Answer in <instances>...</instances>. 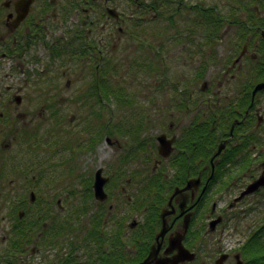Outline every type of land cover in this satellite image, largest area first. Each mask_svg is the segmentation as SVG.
<instances>
[{"label": "flooded vegetation", "instance_id": "1", "mask_svg": "<svg viewBox=\"0 0 264 264\" xmlns=\"http://www.w3.org/2000/svg\"><path fill=\"white\" fill-rule=\"evenodd\" d=\"M114 1L0 0V86L3 85L1 78H11L4 90L0 88L1 178L4 177L2 171L7 170L1 156L4 151L18 146L19 140L14 134L25 127L28 118V111L22 107L31 100L30 77L40 78L45 73L76 77L75 73L82 70L90 78L89 90L101 91V101L94 102L104 108L108 78L123 65L120 57L112 59L110 54L116 51L125 36L136 40L142 35L144 28L140 25H144L148 18L146 12L158 5L152 4L148 10L147 1L132 0V7L142 17L132 18V31H127L119 0L115 1L116 4ZM261 1L255 12L249 7L251 4L244 6L247 19L244 24L235 20L224 23L204 21L205 14L215 12L205 13L207 8L201 0H169V6L161 5L167 12L165 14H169L166 17V38L153 39L165 43L180 41V51L184 54L181 66L185 75L182 85H170L177 88L166 93L165 101L136 102L139 118L127 129H123L125 126L118 128V140L128 139L120 162L124 170L119 178L124 180L125 171L132 175L126 178L125 185L121 182L120 188L118 186L123 197L116 200L120 201L117 205L110 204L108 212L111 216L117 211V216L111 220L112 230H117V243L128 252L127 264H139L145 260L152 246L158 248L157 258L163 264H246L242 248L252 236L259 240L260 246L256 250L264 258V213L261 223L250 227L254 229L245 241L233 243L224 235L229 217L238 211L244 212L240 206L248 199L264 195L262 185L255 192L241 197L251 183L264 178V89L254 94L256 85L264 81L257 80L253 85L251 63L264 50L258 44L256 50L249 49V41H264V0ZM26 7L29 10L20 19ZM110 9H114L113 14ZM161 13L155 14L153 19ZM191 13L193 17L189 19ZM217 14L221 15L220 12ZM75 15L76 22L72 23ZM174 15L184 16L182 38L171 35L172 30L177 33L176 23L172 21ZM109 19L114 21L108 22ZM233 26L238 27L239 35H248L246 46L236 55L234 38L230 40L228 36L223 56L217 57L213 48L207 49L216 71L205 74L208 63L204 60L205 46L211 47L222 41L231 28L235 29ZM260 36L263 39H259ZM112 39L117 41L114 50L109 46ZM150 59L154 64L148 66L149 69L161 63L165 71H171L167 67L168 61L156 52L149 54ZM256 71L264 78V63ZM17 73L23 76L21 85L12 79ZM71 81L67 82V88ZM124 88L120 89L123 95ZM54 92L62 96L61 87L55 86ZM130 104L125 100L120 105L134 109L128 107ZM12 119L13 130L8 125ZM104 128L108 134L109 130L106 126ZM22 136L35 141L39 139L37 134L26 136L23 133ZM33 143L28 141L27 147ZM18 156L20 160L16 166L25 173L29 165L21 162L24 156L20 152ZM14 162L11 161L13 170ZM94 178L95 174L90 176L92 187ZM108 178L106 186L112 183V178ZM28 205L26 200L9 201L5 207L4 213L11 214L12 219L4 214L6 228L0 227V230L4 231L1 242L8 248L13 245L20 225L28 230V225L17 221L26 211L29 213ZM162 228H166V232L158 238ZM148 234L151 238L148 247H138V238ZM23 244L21 251L24 253L28 249L27 241L24 240ZM252 260L249 253L247 264L260 263Z\"/></svg>", "mask_w": 264, "mask_h": 264}, {"label": "rangeland", "instance_id": "2", "mask_svg": "<svg viewBox=\"0 0 264 264\" xmlns=\"http://www.w3.org/2000/svg\"><path fill=\"white\" fill-rule=\"evenodd\" d=\"M139 1L150 2L151 0ZM201 1L205 8H217L227 21L234 22L232 20L236 21L237 19L243 24L244 21L247 22L244 6L248 3L251 4L249 7L255 12V8L260 7L262 4L261 0ZM118 6L125 17L124 25L127 31H132V26H130L133 24L132 18L134 20L141 18L142 14L134 6L132 7V0H119ZM161 11L163 13L159 14L158 18L154 20L153 16ZM165 13L167 12H165L164 6L161 7L160 5L146 12L145 16H148V18L145 20L144 25H140L144 28L142 35H138L136 40L125 36L124 40L120 42L121 44L119 43L117 46L116 51L110 54L112 59L120 57L122 60L123 65L118 68L117 73L110 76V82L115 84L119 90L125 87V95L121 94L120 96L125 97V99L117 101L114 97H111L105 103L103 109L96 103L90 106L87 100L90 78L82 70L75 73L76 77H60L57 74L45 73L40 78H29V86L33 87L29 89L31 100L25 102L22 107L24 111H28V118L25 127H21L14 134L16 138L18 137L19 144L9 151H4L1 156L4 165H7V170L4 168L5 171H2L4 177H0V227L6 228V222L3 220L4 214L9 215L11 218V214L4 213L8 202L26 200L29 204V213L26 211L23 217L20 218L26 226L33 221L35 215H42L43 217L48 212L55 213L57 220L68 218L71 222L73 228L71 239L73 241L70 239L69 245H64L61 248V255L65 253L66 256L73 253L74 260L66 261L65 264H74L75 261L78 262L77 264H97L94 262V258L98 260V253L100 252L98 250L96 252L95 243L91 242L92 250H90L85 247L82 237H86L85 230L90 226L91 216L103 210H105L104 214L109 219V224L106 223V229L108 231L114 229L111 220L117 216V211L115 210L113 215L110 216L107 212L108 206L110 204L117 205L120 202L116 200L123 197L119 194L121 182H124L125 185L126 178L132 175L127 174V171H125L124 180L119 178V175L123 173L122 170H124L120 162L126 152L128 139L118 140V128L125 126L123 129H127L126 127L132 126L135 119L139 118V110L135 106L136 102H148L153 99L165 101L166 93L177 88L176 86L171 88L170 85H182V79L185 75V70L181 66L184 54L180 51V41H167L166 43L163 41L166 38L165 28L168 22L166 17L169 15ZM212 15L216 16L215 14ZM253 16L255 18L256 13ZM76 17V15L75 17L72 16V23L76 22ZM192 17L193 13H191L189 19ZM110 21L114 20L109 19L108 22ZM172 21L176 23L174 28L177 31V33L171 31L172 37L178 35L179 38H182L180 37L181 24H183L184 16L176 17L174 15ZM185 21L189 22L190 20ZM234 28V30L233 28L230 29L229 35L222 38V41H217L211 47L209 45L205 46L204 60L208 62L206 63L205 74L208 71H212V74L216 71V69L215 71L213 69L214 62L210 58L211 53L207 52V49L213 48L217 57L223 56L228 36L230 40L234 38L235 48L237 49L236 55L239 54L243 46H246L248 35L246 34L244 41L240 42L238 37L243 34L239 35L238 27ZM235 32H237L236 35ZM250 33L253 34L254 31ZM153 38H163V40H154ZM259 39H263L262 36ZM116 42L114 39L110 40V49L114 50L113 46ZM257 44L259 47L264 48V41L263 43L249 41L250 51L256 50ZM152 52H156L158 56L167 60V67L171 71H165V67L161 63L157 64V70L155 67L149 69L148 66L154 64L153 59L149 60V54ZM226 52H228V48ZM213 77L214 75L211 76V79ZM1 79L3 85L0 88L4 90L6 84L11 82V78ZM12 79L17 85H21L23 76L17 73ZM69 79H72L71 86L67 88L66 84ZM55 86L62 88L61 97L60 94L54 92ZM155 89H158V91ZM236 95L235 93L234 96L236 97ZM125 100H129L131 104L134 103V105L130 104L128 107L135 108L127 109V105L122 107L120 104L124 103ZM95 112L100 113V116L96 115ZM32 119L33 121H31ZM13 122L14 119L8 123L11 130L15 126ZM21 125L22 123H20ZM105 126L107 129L109 126L110 132L108 131V134L105 133L107 131L104 128ZM89 128H91V131ZM23 133L26 136L37 134L39 139L36 141L27 139V137L22 136ZM97 133L100 135L97 136ZM28 141L34 142L32 146L27 147ZM18 152L24 156V160H21V162H27L29 165L25 173H22L21 168L16 166L20 160ZM11 161H15L14 170L11 168ZM98 168L104 169V175L112 178V183L105 188L109 194V199L103 203L97 201L94 195L92 199H88L90 197L89 189H92L89 182L90 176H94ZM32 191L37 196L34 203L29 200V194ZM251 201L253 202L248 205ZM262 201H264V195L254 196L240 206L244 209V212L239 213L238 211L234 216L229 217L224 231L226 240L233 243L245 241L250 231L254 229L250 227L254 225L257 227L262 221L264 213ZM49 207H51V210L47 209ZM15 217L18 218L17 213ZM3 234L4 231L0 230V264H7L1 258V252L7 248L1 242ZM44 238L43 233L41 236L38 235L37 243L30 245L24 251L22 264H49V261L54 262L53 264L57 263L60 248L47 247L43 242ZM71 241L75 243L72 250L70 248ZM92 255L94 258H92Z\"/></svg>", "mask_w": 264, "mask_h": 264}, {"label": "trees", "instance_id": "3", "mask_svg": "<svg viewBox=\"0 0 264 264\" xmlns=\"http://www.w3.org/2000/svg\"><path fill=\"white\" fill-rule=\"evenodd\" d=\"M152 4H156V5L158 4L160 6L165 5L166 7H167V5L168 6L170 5L169 0H151L150 2H147V4H145V6L149 10V8L152 6ZM205 11H206L205 13L215 12L216 16L214 17L213 15L205 14L206 16L204 18V21H208V22H215L216 21V22H220V23H224L225 21H227L225 19V17L217 14V12H219L217 10V8L216 9L215 8H207ZM236 21H238V20L236 19ZM245 35L246 34L239 36L238 41H240V42L244 41ZM261 42L263 43L262 40H261ZM262 49L264 50V48H262ZM259 53H260V55H259L258 59L255 61H251V63H253L252 64L253 85H254L256 79L264 81V78H261L260 75L257 73L258 71H256L258 68L261 69L262 65L264 63V51L259 52ZM110 79H111V77L109 76L108 82H107L108 83L107 101H109V99H111V97H114L117 101L122 100L120 98V96H121L120 90L118 89V87L115 84L110 82ZM100 95H101L100 90H95V91L89 90L88 94H87L88 104L90 106H93V104L95 103L94 100L100 102L101 101ZM103 107H105V105H103ZM95 114L100 116V113L98 114L97 112H95ZM108 130L110 132L109 126H108ZM90 192H91L90 197L93 198V191L91 188H90ZM50 208L51 207H49L47 209L51 210ZM104 212H105V210H103L99 213L96 212L95 214H93L91 216L90 226L85 230L86 231V233H85L86 237H82L84 245L86 248H89L90 250H92L91 242L95 243V245H96L95 250H96V252L99 251L100 253H98V256H99L98 260H96V258H94L93 255H92V258L95 259L94 262L97 264H127L126 257L128 256V252L122 246V244H121V247H120V244L118 245V243H117V238H118L117 230H109L108 231L106 229V223H108V222H105V220L107 219V216L104 214ZM155 213H156V211H155ZM108 214H109V212H108ZM19 220L21 222H23V220H21V219H19ZM72 230H73V228H72L71 222L69 221L68 218H63V219L57 220L56 214L55 213L52 214L50 212L44 214L43 217H42V215L41 216L35 215L33 221H31V223L28 225L27 231L24 228V226H21V225L19 226V228L15 232L16 237L14 238L15 241L13 242V245L10 248L7 247L5 250H3L1 252L2 261L5 260V262L7 264H22V261H23L22 253H23V251H21V249L24 245L23 244L24 240L27 241V246L29 247L30 245L37 243L38 233H40V231H42L43 235L45 236L43 242H44V244H46L47 247L56 248V249L60 248L59 258H58V261L56 264H65L66 261L70 262V261L74 260L73 253H69L66 256H65V253L61 255V248L64 247V245H69L68 242L73 237ZM72 241L70 244L71 250L75 246L74 245L75 243ZM150 242H151V238H150L149 234L147 236L142 235L138 238V243H139L138 247H141V248L143 246L148 247ZM127 244H129V242H126V245ZM259 246H260L259 240H257L254 236H252L248 239L247 243L242 248V254L244 255V258L246 260V264L248 263V254L249 253L252 254V256H253L252 261H260L259 264H262V262L264 261V258H262L261 252L259 250H256V248ZM130 247H133V245L130 244ZM56 258H57V256H56ZM92 258H89V259H92ZM75 262L76 263H74V264L78 263L77 261H75ZM48 263L53 264L54 262L49 261ZM91 263H92V261H91Z\"/></svg>", "mask_w": 264, "mask_h": 264}, {"label": "water", "instance_id": "4", "mask_svg": "<svg viewBox=\"0 0 264 264\" xmlns=\"http://www.w3.org/2000/svg\"><path fill=\"white\" fill-rule=\"evenodd\" d=\"M27 10H29V7L24 8V11L22 12V15L20 17L24 18L25 15L27 14ZM110 13L113 14L114 9H110L109 10ZM17 20V22H19V20ZM264 89V83H259L256 85V88L254 90V94L258 91ZM162 139V138H161ZM163 140V139H162ZM222 149V147L220 148V150ZM219 150V152H220ZM109 178L105 177L103 175V169L102 168H98L96 173H95V179H94V184H93V192H94V197L97 201L99 202H104L105 200L108 199V193L105 191V185L108 182ZM262 185H264V178H259L256 181H254L253 183H251L247 189L245 191L242 192L241 197L253 193L256 190H258ZM31 200L34 201L35 200V193L31 192ZM166 232V228H162L159 237H163L164 234ZM159 247V245H158ZM157 254H158V248L156 246H152V249L150 251V254L148 255V257L143 260L142 262H140L139 264H163L161 261L158 260L157 258Z\"/></svg>", "mask_w": 264, "mask_h": 264}]
</instances>
